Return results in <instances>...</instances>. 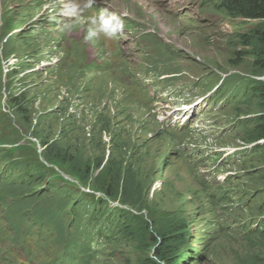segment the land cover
<instances>
[{"label":"rangeland","instance_id":"1","mask_svg":"<svg viewBox=\"0 0 264 264\" xmlns=\"http://www.w3.org/2000/svg\"><path fill=\"white\" fill-rule=\"evenodd\" d=\"M27 1L0 0L1 37L21 27L0 37L7 219L22 231L24 215L9 192L23 191L18 199L34 192L37 242L69 263L86 251L80 264H154L153 247L170 242L178 264H262L264 138L256 139L255 127L264 115V20L231 16L223 0H97L124 24L112 59L109 38L84 43L73 18L49 19L57 0H41L43 13L23 9ZM58 20L60 29H51ZM38 22L49 29H35ZM44 51L59 52L63 83L26 53ZM12 66L26 70L18 75ZM54 148L98 180H118L112 197L57 164ZM59 210L66 215L53 218Z\"/></svg>","mask_w":264,"mask_h":264},{"label":"clouds","instance_id":"2","mask_svg":"<svg viewBox=\"0 0 264 264\" xmlns=\"http://www.w3.org/2000/svg\"><path fill=\"white\" fill-rule=\"evenodd\" d=\"M162 1H167V0H162ZM31 2L35 3L34 1L28 0L26 3L22 4V8L26 9V10H29V3H31ZM60 2L62 4V7L58 11H56V9H55V7L53 5V7H52V9L50 11V14H49V19H56L57 15H59L61 17H65V18L70 17L71 19H69V20H72V18H73L74 21L77 22L76 25H78L81 28V31H82L81 35H82V38L84 40V43H88L89 44V43L93 42L94 39H100L102 37V35H104L107 38H114V37H116L118 35H121V33L124 31V24H123L122 20L120 19V17H118V16H116L114 14H110V13H108L106 11H102L98 16H94V17L91 16L87 12L85 14H82L84 8L91 7V5H92V7H94L95 5L99 4L100 1L87 0L86 3L83 6H82V2H85V0H80V1L79 0H60ZM45 7H46L45 9H47L48 6L46 5ZM40 9H41V7L39 8L38 12L40 11ZM111 11H112V9H111ZM115 11H116V9H113V12H115ZM43 12L40 11L39 13H43ZM52 13H55V14H52ZM41 15L42 14H40L39 16L41 17ZM69 20H67V21H69ZM39 23L40 22H38L36 27H40L41 26ZM133 25H134L133 27H135L136 23L134 22ZM58 26H59V24L56 23L55 25H53L51 27V29H58L59 28ZM2 27L3 26L0 25V31H1ZM20 28H21L20 26L16 25L14 27V29L12 27V29L10 31H8L9 34H5V37H1L2 34H0V37L4 38L5 40H8L9 37L13 33L14 34L19 33L18 31H19ZM40 28H42V30L43 29H49V28H44L42 26ZM146 33L150 34V32H145V34ZM122 42H124L123 39L120 41V44H119V46L121 48H122V46H121ZM26 53L33 56V58H32L33 61H37V60H41L42 59V61H44L45 65L48 64V66H50V68L52 69L56 79L58 81H60L59 78L57 77L56 73H55V71L57 69H60V68L63 67V60L61 59V57L58 56L59 52H52L53 55H49V57H46L49 54V52H47V51L39 52V53H34V52H26ZM147 55H148V52H147ZM52 56H55V57L52 59ZM45 58H49V59H45ZM51 59H52V61H51ZM53 64H55V65H53ZM11 70L13 72L16 71V73L19 75L20 73L24 72L26 70V68L23 69V71H21L20 73H19L20 67H13L12 66ZM77 70L81 72L80 67H78ZM31 71L32 72L33 71L36 72V70H31ZM76 79H78V80L80 79V73L78 74V77ZM60 82H62V81H60ZM81 89H83V88H81ZM172 96L178 98L179 95L172 94ZM151 102H150V104H151ZM187 105H188L187 102L186 103H182L180 108L183 110L184 108L188 107ZM178 118L179 117H171L170 120L167 119V121H172V120L176 121ZM164 119H166V118H163V120ZM30 195H33V194H30ZM78 229H79L78 230L79 232L77 233V235L80 234L79 236L84 238L83 233H85L86 229H81V228H78ZM96 241H97V238L93 241V243L96 242ZM95 246L97 247V250L95 251V254H96V256L98 258H101L102 255L105 252L103 250L104 243L103 242H98ZM88 247H90V245ZM149 255H150L151 259L156 261V264H164V261L160 260L155 255V249H152V252ZM47 258H48V256H45L46 260H47ZM82 259H84V258L80 257V260H82ZM46 260H45V262H46ZM75 260H76V258H74L72 260V262L67 263V264H77V263H79L78 261H75Z\"/></svg>","mask_w":264,"mask_h":264},{"label":"trees","instance_id":"3","mask_svg":"<svg viewBox=\"0 0 264 264\" xmlns=\"http://www.w3.org/2000/svg\"><path fill=\"white\" fill-rule=\"evenodd\" d=\"M223 6L225 10L229 13V15L234 16V17H241L245 19H259V20H264V0H223ZM259 29L264 28L261 25L258 27ZM261 36L264 38V31H261ZM257 90V89H256ZM255 90V91H256ZM259 93L263 95V100H264V85L260 86L258 88ZM15 102L18 104L19 102L22 103L23 99H20L19 96L14 97ZM255 129L257 130V138H264V115L261 117V119L257 122ZM43 147L45 149H48V144L47 143H42ZM44 149V150H45ZM43 150V152H44ZM50 155L56 160L57 164L59 163L60 165H68L71 168V175H73L75 178L79 179L80 181L83 182V184H88L89 179L92 178L91 185L96 186L100 191H102L106 196L109 198L112 197V192L110 191V188L117 187L119 181L117 180L116 182L114 181L113 178H108L110 179V182L113 183L111 185L106 184V181L103 179V181L98 180L97 177H93V175L90 173V169L85 171H82L81 168H78L77 166L74 165L73 160L71 158H67L68 153L66 151H60L56 148L51 149ZM48 155V154H47ZM26 168H27V173H30L31 175V180L36 177V173L33 171L32 168V162L27 159L24 162ZM33 173V174H32ZM87 173V174H86ZM19 177V173H18ZM22 181V178L20 177V182ZM23 182V181H22ZM25 195L28 197L30 196V193H27L25 191ZM77 206V207H76ZM84 208V206H81ZM78 205H73V210L76 211L77 209L81 210L80 215H85L87 211L83 212V209ZM76 209V210H75ZM62 215H66L62 210H59V212H52L53 218L60 217ZM138 219L141 218L139 216H135ZM138 226H140L143 230L141 231L142 233H145L147 229L145 226H142V220H137ZM117 224V222H115ZM48 225L52 226L55 228L50 222H48ZM146 225V223H145ZM72 227V226H70ZM57 229V228H55ZM82 229V228H81ZM155 249V255L162 261H164V264H178L177 256L175 257L174 255L171 254V248H170V242H164L163 244L153 247ZM156 264V261H154ZM264 264V262L262 263Z\"/></svg>","mask_w":264,"mask_h":264},{"label":"bare ground","instance_id":"4","mask_svg":"<svg viewBox=\"0 0 264 264\" xmlns=\"http://www.w3.org/2000/svg\"><path fill=\"white\" fill-rule=\"evenodd\" d=\"M13 64H15V62Z\"/></svg>","mask_w":264,"mask_h":264}]
</instances>
